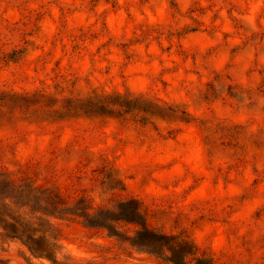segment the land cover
<instances>
[{"label": "rangeland", "instance_id": "obj_1", "mask_svg": "<svg viewBox=\"0 0 264 264\" xmlns=\"http://www.w3.org/2000/svg\"><path fill=\"white\" fill-rule=\"evenodd\" d=\"M94 93L160 107L52 120L26 97ZM0 172L70 206L120 204L119 241L81 210L53 219L60 263L173 264L152 234L187 238L191 263L264 264V0H0ZM0 264L51 263L1 236Z\"/></svg>", "mask_w": 264, "mask_h": 264}, {"label": "trees", "instance_id": "obj_2", "mask_svg": "<svg viewBox=\"0 0 264 264\" xmlns=\"http://www.w3.org/2000/svg\"><path fill=\"white\" fill-rule=\"evenodd\" d=\"M45 94H38V97L43 98ZM27 102L30 106L40 105L46 113L47 117H52V120H61L65 118L77 117H96L104 115V113H118L119 110L115 106H133V110L144 111L139 109V104L147 105L149 107H160L157 103L144 99L141 96L133 97L127 95H103L91 94L87 97L78 95H70L66 97L64 103L59 107H55V102L49 104L47 102L32 101L36 98L35 95L26 96ZM120 100V101H119ZM160 109V108H157ZM127 112V111H125ZM56 115V117H55ZM0 189H9L18 194H26L32 196L36 202L41 204L40 207L34 208L29 203H22L17 205L10 197H4V201L0 199V237H12L21 240L28 248L29 252L38 258H45L51 264H64L58 262L55 257V249L59 247V229L57 228L53 219L62 218L67 214H72L74 210H81L79 216L84 217L86 224L89 227H98L105 229L110 236H115L111 227L114 220L110 219L111 213L119 209V203L110 207H100L93 210L92 202L87 203V200L80 197L73 205H68L62 200L58 192L49 188H40L28 182L16 183L9 179L5 173L0 172ZM87 203V205H86ZM85 204V206H84ZM72 212V213H71ZM133 214L138 219L144 214L139 203H133ZM44 216L49 218L45 220ZM129 223L140 225V222L131 219ZM141 231L135 230L134 236L124 238V240H135L143 236ZM116 240H123L120 237ZM147 237L159 241L158 247H152L150 253L160 256L164 252L168 255L166 259L173 264H211L209 259L192 258L196 262L191 263L186 257L193 255L192 244L185 237L170 238V245L163 242V237L148 234ZM161 241V242H160ZM177 254H181L178 259Z\"/></svg>", "mask_w": 264, "mask_h": 264}]
</instances>
